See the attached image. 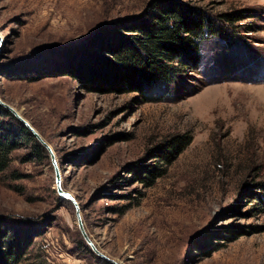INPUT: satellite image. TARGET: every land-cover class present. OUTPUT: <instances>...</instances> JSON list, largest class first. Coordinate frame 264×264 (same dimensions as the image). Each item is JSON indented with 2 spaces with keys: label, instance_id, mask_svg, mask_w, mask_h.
Masks as SVG:
<instances>
[{
  "label": "rangeland",
  "instance_id": "rangeland-1",
  "mask_svg": "<svg viewBox=\"0 0 264 264\" xmlns=\"http://www.w3.org/2000/svg\"><path fill=\"white\" fill-rule=\"evenodd\" d=\"M148 1L0 0V96L51 144L63 187L109 256L264 264V0H187L225 28L185 58L169 91L112 90L61 68L99 27ZM182 136L192 141L177 151ZM3 217L27 238L20 264H113L83 238L35 136L0 173Z\"/></svg>",
  "mask_w": 264,
  "mask_h": 264
},
{
  "label": "trees",
  "instance_id": "trees-1",
  "mask_svg": "<svg viewBox=\"0 0 264 264\" xmlns=\"http://www.w3.org/2000/svg\"><path fill=\"white\" fill-rule=\"evenodd\" d=\"M223 15L230 18L233 14ZM216 19L218 22L208 10L187 0H149L139 14L99 27L87 47L80 54L77 51L78 58L68 57L61 68H70L82 83L112 90H137L144 95L169 91L185 58L197 60L201 42L222 34L225 27ZM96 46L105 53L95 51ZM28 137L34 135L0 104V173L9 167L11 152L19 147L20 139ZM191 141L192 137L182 136L172 147L182 151ZM258 187L264 189V181ZM11 220L3 217L0 221V264H20L23 258L27 238L19 222L12 223V229L4 225Z\"/></svg>",
  "mask_w": 264,
  "mask_h": 264
},
{
  "label": "water",
  "instance_id": "water-1",
  "mask_svg": "<svg viewBox=\"0 0 264 264\" xmlns=\"http://www.w3.org/2000/svg\"><path fill=\"white\" fill-rule=\"evenodd\" d=\"M3 44H4V37H3L2 33L0 32V50L3 46ZM0 104L2 106H4L6 109H8L20 122H22L29 129V131L38 139V141L44 147H46V149L49 151V153L51 155V160H52V163H53L54 169H55L57 192H58L59 196L66 198V199H69L74 203L75 210H76V219H77L76 222H77L79 230H80L83 238L87 242V244L91 247V249L98 256L112 262L113 264H122L119 260L109 256L103 250H101L97 246V244L94 242V240L92 239L90 234L88 233L86 226H85L84 219H83L82 207H81L79 200L71 191H69L63 187V183H62L63 179H62V173L60 170L59 162H58L57 156H56L55 151H54L53 147L51 146V144L43 137L41 132L31 123V121L29 119H27L21 113V111L17 107H15L13 104L9 103L8 101L4 100L1 96H0Z\"/></svg>",
  "mask_w": 264,
  "mask_h": 264
},
{
  "label": "built area",
  "instance_id": "built-area-1",
  "mask_svg": "<svg viewBox=\"0 0 264 264\" xmlns=\"http://www.w3.org/2000/svg\"><path fill=\"white\" fill-rule=\"evenodd\" d=\"M74 264H76V263H74Z\"/></svg>",
  "mask_w": 264,
  "mask_h": 264
}]
</instances>
